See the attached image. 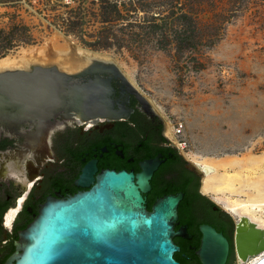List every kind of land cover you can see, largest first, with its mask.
<instances>
[{"label":"rangeland","instance_id":"rangeland-1","mask_svg":"<svg viewBox=\"0 0 264 264\" xmlns=\"http://www.w3.org/2000/svg\"><path fill=\"white\" fill-rule=\"evenodd\" d=\"M67 44L116 63L164 135L181 126L170 140L186 163L233 160L226 198H264V0H0V59Z\"/></svg>","mask_w":264,"mask_h":264},{"label":"water","instance_id":"water-1","mask_svg":"<svg viewBox=\"0 0 264 264\" xmlns=\"http://www.w3.org/2000/svg\"><path fill=\"white\" fill-rule=\"evenodd\" d=\"M112 79L121 81V93L126 91L145 110L155 113L116 63L96 58L76 70L63 69L58 62H32L24 68L0 70V109L8 106L25 116H62L75 121L126 118L128 111L122 104L115 109L118 102L112 98ZM187 162L201 177L199 191L204 195L205 172ZM154 168L144 176L105 170L87 191L69 201L45 205L35 221L19 232L16 250L3 264H177L171 238L182 194L164 196L148 211L141 193ZM82 180L80 176L79 182ZM200 230L201 264H225L227 240L212 228L202 226ZM263 251L264 230L252 222L247 227L239 225L237 257L246 261ZM255 264H264V256Z\"/></svg>","mask_w":264,"mask_h":264},{"label":"flooded vegetation","instance_id":"flooded-vegetation-1","mask_svg":"<svg viewBox=\"0 0 264 264\" xmlns=\"http://www.w3.org/2000/svg\"><path fill=\"white\" fill-rule=\"evenodd\" d=\"M111 85L112 98L118 102L115 109L122 104L128 111L126 118L75 121L25 116L8 106L0 109V264L15 252L19 232L35 221L45 205L87 191L105 170L144 176L153 165L146 191L141 193L146 209L150 211L164 196L182 194L171 238L175 262L201 264L202 226L227 240L225 264H232L233 258L240 262L235 239L239 225H245L200 193L201 177L188 163H181L178 147L164 135L161 118L145 110L134 96L121 93L119 79H112Z\"/></svg>","mask_w":264,"mask_h":264},{"label":"bare ground","instance_id":"bare-ground-1","mask_svg":"<svg viewBox=\"0 0 264 264\" xmlns=\"http://www.w3.org/2000/svg\"><path fill=\"white\" fill-rule=\"evenodd\" d=\"M70 43V42H68ZM50 49V48H49ZM49 52V51H48ZM47 52V49L41 48H28L23 50L18 56H6L0 59V70L3 69H13V68H24L32 62L45 61L52 62L51 59L57 58L58 63L63 69L66 70H76L84 66L91 58H96L104 61H109L107 56L100 55L99 53L90 52L79 47H72L67 44L65 49L57 51L55 56H51ZM49 62V63H50ZM48 64V63H44ZM178 132V133H177ZM181 133V127L173 132L169 126L166 127L165 135L168 139H174V136ZM185 143L179 142L178 147L180 150H184ZM188 161L193 162L202 168L205 172L203 177V182L201 186V191L203 194H212L218 197L219 200H224V209L235 215L241 224L247 226L248 222H252L255 227L264 230V198L253 199L251 197L246 199L241 198H226V191H234L235 185L241 178L239 173H229L228 168L234 167L233 160H222L221 162H216L217 160L210 157H195L191 152L184 153ZM215 161V162H214ZM218 168L224 169V173L218 176L216 173ZM255 171L253 168L251 172ZM224 195L225 198L220 197ZM11 219L8 215L7 222ZM264 256V251L252 256L253 258L246 260L247 264H255ZM239 257V256H238ZM255 257V258H254ZM239 260H242L239 257Z\"/></svg>","mask_w":264,"mask_h":264},{"label":"built area","instance_id":"built-area-1","mask_svg":"<svg viewBox=\"0 0 264 264\" xmlns=\"http://www.w3.org/2000/svg\"><path fill=\"white\" fill-rule=\"evenodd\" d=\"M50 1H54V0H50ZM62 3H64L65 5L69 4L71 2V0H61ZM181 125V124H180ZM181 126H178V128H176V130H178ZM178 133V132H177Z\"/></svg>","mask_w":264,"mask_h":264},{"label":"trees","instance_id":"trees-1","mask_svg":"<svg viewBox=\"0 0 264 264\" xmlns=\"http://www.w3.org/2000/svg\"><path fill=\"white\" fill-rule=\"evenodd\" d=\"M179 160L181 161L182 164L186 163L185 160L181 156H179Z\"/></svg>","mask_w":264,"mask_h":264}]
</instances>
